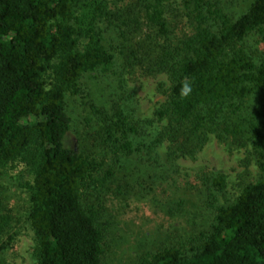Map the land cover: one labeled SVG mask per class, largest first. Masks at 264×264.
<instances>
[{"label":"trees","instance_id":"16d2710c","mask_svg":"<svg viewBox=\"0 0 264 264\" xmlns=\"http://www.w3.org/2000/svg\"><path fill=\"white\" fill-rule=\"evenodd\" d=\"M182 19L188 31L172 41L171 25ZM107 32L138 37L127 66L163 73L168 84L152 117L133 111L124 79L108 106H90L99 158L66 145L65 99L83 92L86 74L113 65ZM250 98L264 109V0L237 17L211 0H135L125 17L106 0H0V257L15 240L4 179L28 196L32 264H102L103 229L89 199L113 177L107 157L120 163L138 155L144 166H163L214 137L252 149L264 171V131L245 115ZM202 180L208 229L188 248L165 247L135 264H264V178L228 200L224 173L211 170Z\"/></svg>","mask_w":264,"mask_h":264},{"label":"rangeland","instance_id":"374dc122","mask_svg":"<svg viewBox=\"0 0 264 264\" xmlns=\"http://www.w3.org/2000/svg\"><path fill=\"white\" fill-rule=\"evenodd\" d=\"M211 1L217 2L228 15L237 17L252 0ZM106 2L109 10L124 17L135 4V0ZM171 28L172 41L188 31L184 19L176 26L173 23ZM113 34H105L110 37L108 47L115 55L113 65L107 71L86 74L82 79L83 92L65 99L67 113L72 119L66 145L92 152L99 158L103 157V152L92 141L90 106H108L110 98L115 97L118 81L124 79L133 93V111L141 117H152L155 109L166 100L160 85L168 84L163 73L146 74L137 62L132 67L127 66L129 59L125 61L124 56L136 47L138 37L128 36L122 41ZM122 47L124 54H121ZM245 115H252L254 123L264 131V109L253 98L246 105ZM163 155L161 153L160 161L164 162ZM106 162L112 166L113 177L89 199L99 210L103 229L102 264H135L146 253H155L165 247L188 248L193 237L208 229L212 219L211 209L205 202L208 193L202 180L204 173L213 170L226 175L228 185L223 200L232 199L245 183L264 178L252 149L224 143L214 137L193 156L180 157L170 164L164 162L163 166L158 162L162 167L157 163L154 167L144 166L138 155L120 163L107 157ZM1 183L16 220L11 230L15 239L13 246L0 257V264H32L33 232L27 220L28 196L14 180L4 179Z\"/></svg>","mask_w":264,"mask_h":264},{"label":"clouds","instance_id":"9594fccd","mask_svg":"<svg viewBox=\"0 0 264 264\" xmlns=\"http://www.w3.org/2000/svg\"><path fill=\"white\" fill-rule=\"evenodd\" d=\"M190 87L188 85H185L182 89V94L186 95L188 92H190Z\"/></svg>","mask_w":264,"mask_h":264}]
</instances>
